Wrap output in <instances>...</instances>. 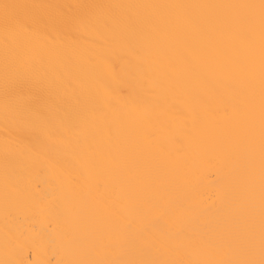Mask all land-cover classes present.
Masks as SVG:
<instances>
[{
  "label": "bare ground",
  "instance_id": "bare-ground-1",
  "mask_svg": "<svg viewBox=\"0 0 264 264\" xmlns=\"http://www.w3.org/2000/svg\"><path fill=\"white\" fill-rule=\"evenodd\" d=\"M0 264H264V0H0Z\"/></svg>",
  "mask_w": 264,
  "mask_h": 264
},
{
  "label": "snow or ice",
  "instance_id": "snow-or-ice-1",
  "mask_svg": "<svg viewBox=\"0 0 264 264\" xmlns=\"http://www.w3.org/2000/svg\"><path fill=\"white\" fill-rule=\"evenodd\" d=\"M3 7H4V9H5L6 13H7V9H8L10 6L7 5V4H5V5H3Z\"/></svg>",
  "mask_w": 264,
  "mask_h": 264
}]
</instances>
